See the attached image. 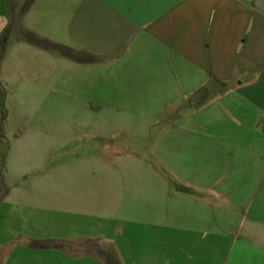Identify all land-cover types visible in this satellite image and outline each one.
<instances>
[{"label": "crops", "instance_id": "obj_1", "mask_svg": "<svg viewBox=\"0 0 264 264\" xmlns=\"http://www.w3.org/2000/svg\"><path fill=\"white\" fill-rule=\"evenodd\" d=\"M11 16L0 264H264V0H0V34ZM58 77L101 109L59 128Z\"/></svg>", "mask_w": 264, "mask_h": 264}, {"label": "rangeland", "instance_id": "obj_2", "mask_svg": "<svg viewBox=\"0 0 264 264\" xmlns=\"http://www.w3.org/2000/svg\"><path fill=\"white\" fill-rule=\"evenodd\" d=\"M26 39H27V41L31 42V41H33L34 38L30 35L29 36L26 35ZM41 45L43 47L42 55L39 56L38 58H37V56L34 57V61L36 60L38 66L39 65L42 66V67L39 66V68H38L39 70L41 68L40 75L42 76V78L37 83H39L44 88V87H47L48 85L50 86V84L48 82L43 81L45 79L44 78L45 76H43L42 74H44V72L46 71V69H47L46 66H48V63L50 62L51 64H53L55 61L49 60L50 59L49 55L51 54L50 50L53 49L51 47L52 44L51 45H49V43L47 44L45 39L42 38L41 39ZM56 50L58 51V54H60V55L65 54V52H66L65 49H60V47H57ZM24 53L25 54L23 55V57H25L26 59H29L30 52L26 51ZM52 67H55V70H57L58 73H62L64 71V66L59 62L56 63L55 65H53ZM49 69H51V68H49ZM12 74L15 75L17 73L14 70H12ZM7 75L9 78H11V75L9 72H7ZM7 80L5 78H3V81H1V82H4V83H0V94H1V92H3V97H5V95H7V94L12 93V90H13L12 84H14V81L13 80L7 81ZM52 87H55V89H54L55 92H51L52 96L46 95V91L44 89H42V93L39 92L41 99L38 101L41 102L43 110L50 109V108H52V110H54V109L56 110V112L52 111V121H53L54 115H55V121L54 122H55V124H57L59 126V128L63 129V127H65L66 124H71V123L73 124V122H76V121L84 118V116L81 115L83 109H89L93 112H97L103 106V104L100 103L99 100H97V99H88L86 96L84 97L81 95L72 96L73 94L66 91V84H65V82H63V80L60 77L57 78V83L53 84ZM17 88H15L14 91ZM3 97L1 99L2 108H4L3 107L4 106V100H3L4 98ZM123 101L127 102V105H128V100H123ZM28 103L29 102H27V104ZM74 109H76V111H73ZM43 112H46V111H43ZM5 113H6V111H5ZM88 118L90 121V117H88ZM94 144L95 143H89L87 146L85 145L84 146L86 149L85 151H88L89 153H94V151H93V145Z\"/></svg>", "mask_w": 264, "mask_h": 264}, {"label": "trees", "instance_id": "obj_3", "mask_svg": "<svg viewBox=\"0 0 264 264\" xmlns=\"http://www.w3.org/2000/svg\"><path fill=\"white\" fill-rule=\"evenodd\" d=\"M13 21H14V18H13V16H11L7 28H5L0 34V62H1V59H2L4 51H5V42H6L8 33H9L10 29L12 28ZM205 90H206V87L199 89L195 93V96L202 94L203 92H205ZM2 97H3V92H1V99H2ZM5 117H6L5 109L2 108V114L0 117V137L1 138H4L3 125H4ZM3 193H4V190L2 189V186H1L0 198L2 197Z\"/></svg>", "mask_w": 264, "mask_h": 264}]
</instances>
